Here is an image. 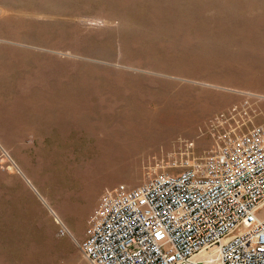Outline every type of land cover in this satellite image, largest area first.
<instances>
[{"label": "rangeland", "instance_id": "1", "mask_svg": "<svg viewBox=\"0 0 264 264\" xmlns=\"http://www.w3.org/2000/svg\"><path fill=\"white\" fill-rule=\"evenodd\" d=\"M262 65L264 0H0V264H88L105 189L264 123Z\"/></svg>", "mask_w": 264, "mask_h": 264}, {"label": "built area", "instance_id": "2", "mask_svg": "<svg viewBox=\"0 0 264 264\" xmlns=\"http://www.w3.org/2000/svg\"><path fill=\"white\" fill-rule=\"evenodd\" d=\"M78 249L88 264H264V123L177 173L105 189Z\"/></svg>", "mask_w": 264, "mask_h": 264}, {"label": "bare ground", "instance_id": "3", "mask_svg": "<svg viewBox=\"0 0 264 264\" xmlns=\"http://www.w3.org/2000/svg\"><path fill=\"white\" fill-rule=\"evenodd\" d=\"M263 67H261L262 69H264V65H262ZM238 73V72H237ZM256 73H257V71H256ZM235 74V73H234ZM239 74V73H238ZM234 76V75H233ZM240 77H242V76H240ZM244 78H246V80L247 81H249L250 79L252 80V81H250V82H253V83H261V82H264V76H263V74L261 75V76H257V75H251L250 77H249V80H248V77L247 76H245ZM234 79H235V77H234ZM242 79V78H241ZM240 82H242V81H240ZM244 84V83H243ZM247 84V83H246ZM261 87V86H260ZM143 177L142 176H139V177H137V178H135V179H133L132 180V183L133 184H137V183H139L140 182V180L142 179ZM70 234V233H69Z\"/></svg>", "mask_w": 264, "mask_h": 264}]
</instances>
